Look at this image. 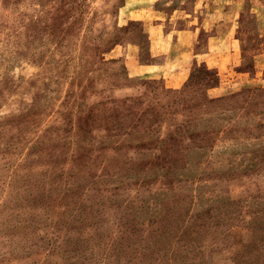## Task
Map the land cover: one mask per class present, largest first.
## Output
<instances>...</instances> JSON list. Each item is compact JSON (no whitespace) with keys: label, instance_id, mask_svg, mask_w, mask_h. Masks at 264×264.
Returning a JSON list of instances; mask_svg holds the SVG:
<instances>
[{"label":"rangeland","instance_id":"obj_1","mask_svg":"<svg viewBox=\"0 0 264 264\" xmlns=\"http://www.w3.org/2000/svg\"><path fill=\"white\" fill-rule=\"evenodd\" d=\"M0 264H264V0H0Z\"/></svg>","mask_w":264,"mask_h":264},{"label":"crops","instance_id":"obj_2","mask_svg":"<svg viewBox=\"0 0 264 264\" xmlns=\"http://www.w3.org/2000/svg\"><path fill=\"white\" fill-rule=\"evenodd\" d=\"M230 11V10H229ZM224 13H228V11L225 9L224 10ZM192 44H194V41H192L191 42ZM121 48V47H120ZM119 54H120V49H119ZM132 54H131V52H126V54L124 55V56H131ZM190 55H191V53H190ZM167 56V55H166Z\"/></svg>","mask_w":264,"mask_h":264}]
</instances>
